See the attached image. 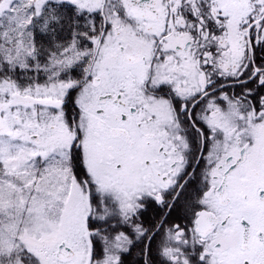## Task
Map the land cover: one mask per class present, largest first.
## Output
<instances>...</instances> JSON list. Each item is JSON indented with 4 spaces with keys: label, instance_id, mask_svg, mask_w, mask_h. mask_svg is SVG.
<instances>
[{
    "label": "snow or ice",
    "instance_id": "snow-or-ice-1",
    "mask_svg": "<svg viewBox=\"0 0 264 264\" xmlns=\"http://www.w3.org/2000/svg\"><path fill=\"white\" fill-rule=\"evenodd\" d=\"M0 264H264V0H0Z\"/></svg>",
    "mask_w": 264,
    "mask_h": 264
}]
</instances>
